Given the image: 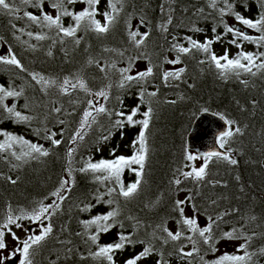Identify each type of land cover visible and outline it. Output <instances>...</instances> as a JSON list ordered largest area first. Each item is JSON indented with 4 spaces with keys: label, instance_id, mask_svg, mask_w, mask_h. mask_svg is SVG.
<instances>
[{
    "label": "trees",
    "instance_id": "obj_1",
    "mask_svg": "<svg viewBox=\"0 0 264 264\" xmlns=\"http://www.w3.org/2000/svg\"><path fill=\"white\" fill-rule=\"evenodd\" d=\"M16 2L17 7L21 9L20 16L24 11L40 14L39 8L31 4L20 5L18 0ZM229 2L235 5V12L246 18L256 19L260 12L264 11L260 6V0H229ZM51 3L52 0H45L44 9L54 14L55 10L51 8ZM221 6H223L222 0H218L217 7ZM86 7V3L79 0L76 4L69 5L74 12ZM97 9L99 14L96 19L104 23L102 13L109 10L107 0H100ZM199 9H203L204 13L201 14ZM169 15L172 17V23L168 24L167 31H164L160 26L166 24ZM142 19L145 21L144 25L140 24ZM220 20L221 17L217 15L216 10L209 6V0H126L116 24L107 34L98 36L94 31L81 29L77 36L83 39L77 46L67 37L63 38V43H60V37L56 36L55 29L41 28L26 18L14 19L0 12V56H7L11 49L27 70L21 71L13 65L0 63V85L17 91L23 90L20 97H8L3 103L9 107L15 105L17 111L33 117L29 122L18 123L0 107V131L23 136L28 141L42 144L49 150V156L39 159L29 158L26 163L15 161L8 153H0V219L8 211L9 205L12 209L22 208L31 211L38 201L50 203L54 198L49 197V194L59 187L61 179H69L71 186V191L64 193L67 199L61 203L60 210L51 218L53 233L41 246L35 256L34 264H51L52 261H55V264H99L91 257L86 260L80 258L81 254L87 256L89 247L95 250L96 246L90 242L86 245L84 243L86 236H78L77 233L85 232L81 221L90 220L114 207L103 201L97 202L96 195L105 193L108 187H114L115 184L111 181L102 184L91 172L81 173L79 169L89 159L97 162L100 159L111 160L116 156H131L134 151L132 143L141 130L140 125L134 127L125 125L123 129L113 128L112 123L120 117L114 114L111 117L102 114L97 117V122L91 128L86 129L84 140L77 141L74 145L69 144V137L79 127L83 111L87 108L86 101L92 99L91 95L80 89L70 90L71 95H62L55 86L49 87L45 92L40 84L32 80L30 73H39L62 81L65 76L72 78L73 74L80 73L83 68L82 74L88 87L92 92H96L107 81L95 64L85 67L90 57L103 56L101 63L111 59L116 61L117 68H123L129 66V58L143 52L147 55V59L136 60L129 74L135 75L139 72V67L145 70L149 66V61L153 66V75L145 82L133 83L131 87L125 89L113 87L109 91V98L103 101V105L113 113L129 112L139 105L140 111L134 119H143L141 114L150 102L153 115L146 132L149 154L140 190L137 196L129 201L117 197L121 209L118 219L123 223V228L117 225L109 233H101L99 243L101 245L113 243L117 233L121 231L125 234L134 233L140 239L149 240L152 239L149 234L153 229L165 222V226L176 231L180 216L174 210L175 201L181 200L180 196L183 194L194 195V200L188 205L190 211L202 219L207 220L208 215L216 216L230 212L219 223V228L214 227V235L217 238L214 244L215 251L211 250L210 245L202 243L200 245V255L207 264H213L226 253L243 254L237 251L239 245L243 243L242 239L230 240L220 237L233 226L239 227L249 216H255L256 220L246 224L245 231L249 234L253 230L264 233V73H258L255 77L242 73L239 79L233 75L225 80L219 76L215 67L207 62L206 53L193 50L191 54L185 55L172 48L174 43L188 47L186 37L189 36L200 42L206 37L214 38L215 34L211 31L213 27L217 28L216 34L223 32V24ZM62 22L65 27L74 24L71 17H63ZM223 22L232 27L240 26L251 36L261 34L239 24L231 14L224 16ZM11 24H15L16 28H12ZM129 25L133 31L138 29L140 33L149 32L145 44L139 49L129 40ZM193 28H199L201 31H192ZM28 31L33 32L34 35L43 32L49 38L37 41L34 37L27 36ZM232 38L231 34L224 36L221 42L212 45V51L217 55H223L227 48L229 55L234 56L238 49L228 43ZM53 39L56 40L55 44ZM238 43L243 44L244 51H264V47L257 48L255 44L247 41L238 40ZM29 45H34L35 49ZM105 47L123 51V58L115 53L103 52ZM3 51L5 53L2 55ZM49 51L52 53L51 56L48 55ZM177 55L180 56V63L168 62ZM202 59L206 60L204 64L199 63ZM172 65H176L177 69L170 70ZM180 68H184L185 71L179 79L169 77L167 82L164 81V72H174ZM112 79L115 81L117 77L113 76ZM241 80L248 81L247 87L240 83ZM142 88L147 92L157 91L156 97L146 95L141 102L139 93ZM50 101H55L56 104L53 105ZM53 106H62V112L59 114L51 112ZM205 112L218 116L223 114L226 119L236 121L233 129L239 126L242 134L234 135L226 146L233 150L230 155L238 163L231 165L227 161L213 158L209 163L205 181L197 184L191 178L185 179L181 171L190 169L191 161L184 158L186 152L190 153L187 138L195 120ZM60 119L65 121L63 125L58 123ZM61 129L64 130L62 136ZM109 130L112 135L105 141L102 136L107 135ZM37 131L39 135L36 134ZM51 132L57 133L55 138L62 141L60 145L53 146L49 140L43 138L46 133ZM3 139L4 137L0 136V141ZM69 147L76 149L71 158L73 169L71 177L67 175ZM26 150L22 145H14L12 149L17 154ZM5 156L7 159L3 158ZM15 163H19L20 166L12 168V164ZM9 176L17 182L10 183L7 179ZM136 178V175L128 169L124 170L121 177L125 185L134 182ZM176 178L181 180L180 185L173 183ZM208 181L219 183L213 186ZM109 198L105 195L103 200ZM213 199L217 201L215 205L210 203ZM86 205L91 207L82 210ZM232 209L238 211L231 212ZM184 211L188 216L185 207ZM129 216L139 220L142 226L136 228L135 221L129 220ZM149 225L151 227H148ZM87 231L88 234L94 233L95 226ZM185 233L191 234L186 228ZM161 235L163 234L157 231V236ZM153 243L156 251L138 264H156L161 258L159 255L161 253L163 259L170 264H189L188 260L182 261L179 258L172 243L161 244L159 240H153ZM180 245H187L185 251L191 249V245L186 240L182 239L176 243L177 247ZM261 247H264V236H257L248 251L255 252ZM67 248L73 249L72 253H66ZM142 248L143 245L136 244L116 252L114 254L116 264H124L126 259L140 252ZM191 261L192 264H204L199 256L191 258ZM254 261L255 264H264V256L254 257Z\"/></svg>",
    "mask_w": 264,
    "mask_h": 264
},
{
    "label": "snow or ice",
    "instance_id": "obj_2",
    "mask_svg": "<svg viewBox=\"0 0 264 264\" xmlns=\"http://www.w3.org/2000/svg\"><path fill=\"white\" fill-rule=\"evenodd\" d=\"M78 0H52L51 8L54 11V14L49 13L44 9L45 0H18L20 5H29L40 9V14H34L30 11H24L23 15L20 16L19 13L21 9L17 7L16 0H0V12L13 17L14 19L26 18L32 24L38 25L41 28H48L49 30L55 29L56 36L60 37V43L64 42V37L71 38L75 45L79 46L83 37H78L77 33L83 29L84 31H94L98 36H103L107 34L111 28L116 24L117 17L119 13L123 11L124 4L126 0H107V8L109 10L102 13L104 17V23H101L100 20L96 19V16L99 14L97 5L100 3V0H79V2L86 3L87 7L79 12H74L69 8V5H74ZM223 6L217 7L218 0H209V6L216 10V13L221 17L220 23L223 24V32L217 33V28L213 27L211 31L215 34L214 38H205L203 42L193 39L192 37H186L188 47H184L182 44L174 43L172 48L180 54H191L193 50L202 51L207 54V62L215 67L219 76L222 79L227 80L230 76H235L239 79L242 73L250 74L255 77L258 73H264V51L248 52L243 50V44L238 43L239 41H247L253 43L257 48L264 47V11H261L258 18H246L239 12L234 11L235 5L230 3L229 0H222ZM260 6L264 9V0H260ZM163 10V6H162ZM201 14L204 13L203 9L198 10ZM234 15L235 20L245 26L248 29H254L256 32L261 33L259 36H251L246 34L243 30L239 28H234L227 23L223 22V17L226 15ZM63 17H71L74 21L73 25L67 27L64 26L62 22ZM207 18V17H206ZM215 19V17H213ZM172 23L171 15L168 16L166 24H162L160 27L162 30L167 31V25ZM141 25L145 24V21L142 19L140 21ZM12 28H16L15 24H11ZM18 31H24L23 29H17ZM192 31L199 32L201 29L193 28ZM27 36L34 37L37 41L48 39L47 34L41 32L33 34V32L28 31ZM231 34L233 37L228 41L230 45L235 46L238 51L234 56L229 55V49H225L223 55H217L212 51V45L217 42H221L224 36ZM149 36V32L140 33L139 30H131V25H129L128 37L131 43L137 48H141L145 44ZM139 37V39L137 38ZM19 39V37H17ZM175 39V38H173ZM53 43H56V40L53 39ZM29 47L35 49L34 45H29ZM103 52L115 53L119 57L123 58L124 52L105 47ZM48 55L51 56V51L48 52ZM145 58L147 55L143 52L136 57L129 58L128 67L117 68L115 60L108 59L104 63L101 61L104 59L103 56L100 58L90 57L86 65L95 64L101 73L104 74V79L107 81L99 91L92 92L88 87V84L82 74L83 68L80 73L73 74L72 78L65 76L62 81L57 78L45 77L39 73H30L32 80L36 81L41 85L43 91L47 92L49 87L55 86L59 94L62 95H71L70 90H83L85 93L93 96L94 98H103L107 100L109 98V91L113 88L125 89L133 85V83L141 84L145 82L148 77L153 75V66L149 61V66L144 71H139L135 75H130L129 73L132 70V64L136 60ZM172 64L180 63V56L173 60L168 61ZM206 60H200V64H204ZM0 63L13 65L21 71H27L24 65L16 55L12 53L9 49V54L7 56H0ZM255 69V70H254ZM185 71L184 68H180L174 72H164L163 79L165 82L168 81L169 77L180 78L181 74ZM116 76L117 79L113 81L112 77ZM73 79L75 82H73ZM240 83L244 84L246 87L248 81L241 80ZM191 87V85H190ZM23 94V90H15L14 88H6L3 85H0V107L6 111L10 117L14 118L18 123L29 122L33 117L28 115H23L20 111L16 110L15 105L9 107L4 104V100L8 97H20ZM156 97L157 91L147 92L145 89H141L139 93V99L141 102L144 101L145 96ZM53 105L56 104L55 101H50ZM70 103H77V101H70ZM87 108L84 109L82 117L79 121V127L74 130L73 134L69 137V144L74 145L77 141L84 140L86 135V129L91 128L93 124L97 122V117L107 115L111 117L113 114L120 119L115 120L112 123L113 128L123 129L125 125L136 126L140 125L141 130L138 133V136L132 143V148L134 149L131 156H116L114 159H100L97 162H92L91 159L84 162L79 171L81 173L94 174V178L100 183L105 181L114 182V187H108L106 192L103 194L97 193L96 200L97 202L103 201L109 206H113L110 211H107L104 214L96 215L90 220L81 221L85 232L77 233V235H84L86 239L84 243L86 245L89 242L92 245H95L96 248H88L87 256L81 254V259L86 260L88 257H91L92 260L99 262V264H116L114 259V254L118 251L125 250L129 246L136 244L143 245V248L140 252L136 253L132 257L126 259L124 264H138L142 259L151 256L155 251V245L153 240H159L161 244L172 243L174 245V251L183 260H188L189 264H192L191 258L199 256L200 261L204 262V257L200 255V245H210L211 250L215 251L214 244L216 242V237L214 235V227L219 228V223L223 221L224 216L229 215L230 212H225L222 214H217L216 216L208 215L206 226H199L198 220L195 216L188 217L185 215L184 207L187 203H191L194 200V195L189 194L185 197L184 200L175 201V211L179 213L180 219L177 221L179 225L176 231L170 230L165 224L157 225L153 231L149 234L152 239L143 240L135 236L134 233L125 234L123 231L118 232L116 240L113 243L103 244L99 243V238L101 233H109L117 225L120 228H123V223L119 221L118 217L121 215V209L117 197H122L125 201L132 200L135 198L140 190L145 165L148 159L149 147L146 132L149 129V124L153 115V108L150 106L141 114L143 119H134L137 116V113L140 111V106L132 108L129 112L125 111H110L103 104L94 102V99H87ZM121 103H123L121 101ZM168 103H175V101H168ZM255 104V101H253ZM27 107V105L25 106ZM62 106L57 107L53 106L50 111L54 113H61ZM207 111V109H205ZM71 114V113H69ZM220 118L225 121L227 130L221 132L217 137V143L219 150H212L204 153L202 156L198 157L196 155L185 153V160L194 161L196 159H202L203 163L199 167H191L190 171H181V175L185 179H193L197 184H200L205 181L206 176L208 175V166L213 158L217 160L227 161L231 165H236L238 161L231 157L230 153L233 151L230 147H226L231 138L236 134H242V129L236 125V121L231 119H226L223 114H220ZM58 123L63 125L64 120H58ZM63 129L60 131V135H63ZM39 135V132L36 133ZM57 133L51 132L43 137L51 142L53 146H58L61 144V140L56 139ZM112 135L111 130L108 131L107 135L102 136L103 140H108ZM0 136H3L4 139L0 141V153H8L15 161L26 163L30 159H39L40 157L49 156V150L46 149L42 144L32 143L25 139L23 136H17L10 132L0 131ZM14 145H22L27 150L21 151L19 154L12 151ZM138 146V147H137ZM76 149L74 147H69L67 149V157L69 158L67 169L68 177L72 176L73 169L71 168L74 152ZM114 155V151H113ZM7 159V157H3ZM19 163L12 164V168H18ZM136 166V167H133ZM187 167V165H185ZM125 169L132 171L136 175V180L130 184L125 185L121 177ZM97 173L101 175H96ZM10 183L15 184L17 180L12 179V177H7ZM174 184L180 185L181 180L179 178L174 179ZM209 184L215 186L219 182L208 181ZM71 191L70 180L61 179L59 182V187L53 190L49 197L54 198L50 203H44V201H38L36 206H34L31 211H26L24 209H12L11 206H8V211L4 214L2 219H0V264H5L6 260H11L19 256L18 264H34L35 256L40 251L43 243L52 235L53 225L50 222L52 216L61 208V203L67 199V196L64 194ZM110 197L108 200L104 201V196ZM45 197V199H49ZM211 204L215 205L217 201L215 199L210 201ZM148 205H146L147 207ZM154 206V205H153ZM195 208V204L192 205ZM91 206L86 205L82 210H88ZM238 210L232 209L231 212H236ZM18 212L19 214H15ZM129 220L135 221V227H141V222L136 220L135 217H128ZM244 220L243 217H241ZM256 220L255 216H249L244 223L240 224L239 227L233 226L230 231L223 232L220 238L224 239H242L241 243L237 249L238 252H242V255L236 254H224L216 259L213 264H255L254 257L264 256V247L257 249L255 252H249L248 249L251 246L252 241L257 236H264V233H257L256 231H251L249 234L245 231V225L251 224ZM22 221H29L37 225L36 230L33 231L31 228H26ZM45 221H49L45 223ZM92 226H95V232L88 234V229ZM13 227L20 229L25 233L24 238H21L13 231ZM148 227H151L150 225ZM185 228L187 232L185 233ZM157 231L161 232L163 235L157 236ZM11 236L12 241H14V247L8 251V255L4 256L3 250L8 249V243L6 242V237ZM186 240L188 244L191 245V249L185 251L187 245L176 246V243L181 240ZM70 243V241L68 242ZM73 249L67 248L66 253H72ZM160 259L157 260L156 264H170L169 261L163 259L162 253L159 254ZM59 257H57L58 259ZM51 264H55V261H52ZM207 264V262H204Z\"/></svg>",
    "mask_w": 264,
    "mask_h": 264
},
{
    "label": "water",
    "instance_id": "obj_3",
    "mask_svg": "<svg viewBox=\"0 0 264 264\" xmlns=\"http://www.w3.org/2000/svg\"><path fill=\"white\" fill-rule=\"evenodd\" d=\"M234 28L243 30L240 26H234ZM244 32L248 34V31ZM225 130H227V126L220 116L211 112L202 113L195 120L189 132L187 138L188 151L198 157L212 150L223 151L219 149L217 137Z\"/></svg>",
    "mask_w": 264,
    "mask_h": 264
},
{
    "label": "rangeland",
    "instance_id": "obj_4",
    "mask_svg": "<svg viewBox=\"0 0 264 264\" xmlns=\"http://www.w3.org/2000/svg\"><path fill=\"white\" fill-rule=\"evenodd\" d=\"M3 53H5V51L2 52V55H3ZM176 69H177V66H176V65H174V66H173V65L170 66V70H176ZM138 71H144V68H143V67H139V68H138ZM91 98L94 99V102H98L99 104H103V101H104L103 98H94L93 96H91ZM202 163H203V160H202V159H196V160H194V161H191V166H190L189 171L191 170V167H193V166H195V167H199ZM185 197H186V195L183 194V195L180 196V199H181V200H184ZM184 207H185V209H186V211H187L188 217L195 216V215L190 211L191 209H190L188 203L185 204ZM195 217H196L197 220H198V224H199V226H201V227L206 226L207 220L202 219V218H200V217H198V216H195ZM48 222H49V221H45V223H48ZM21 223H23L24 226H25L26 228H31L33 231L36 230L37 225H36L35 223L29 222V221H22ZM13 231H15L16 234H17L18 236H20L21 238H24L25 233H24L23 231H21L20 229H16V228L13 227ZM6 242L8 243V246H9V247H8L7 250H3V253H2V254H3L4 256H7V255H8V251L11 250V249L14 247V241H12L10 235L6 237ZM224 247H225V246H224ZM225 249H226V247H225ZM18 261H19V256H17V257L14 258V259H11V260H6V261H5V264H18Z\"/></svg>",
    "mask_w": 264,
    "mask_h": 264
}]
</instances>
